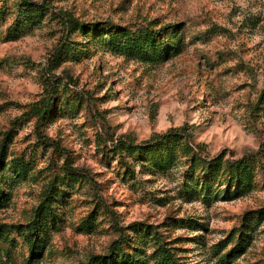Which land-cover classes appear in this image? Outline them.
I'll return each instance as SVG.
<instances>
[{"label": "rangeland", "instance_id": "obj_1", "mask_svg": "<svg viewBox=\"0 0 264 264\" xmlns=\"http://www.w3.org/2000/svg\"><path fill=\"white\" fill-rule=\"evenodd\" d=\"M93 256L264 264V0H0V264Z\"/></svg>", "mask_w": 264, "mask_h": 264}, {"label": "trees", "instance_id": "obj_2", "mask_svg": "<svg viewBox=\"0 0 264 264\" xmlns=\"http://www.w3.org/2000/svg\"><path fill=\"white\" fill-rule=\"evenodd\" d=\"M52 106V98L49 97L48 99H43L39 105V107H37L35 109V113L38 116V120H41L44 115L46 114V112H48L50 110ZM95 260L96 257L93 256L87 264H95ZM1 262V261H0ZM156 264H168L164 258H161L159 261H157Z\"/></svg>", "mask_w": 264, "mask_h": 264}]
</instances>
